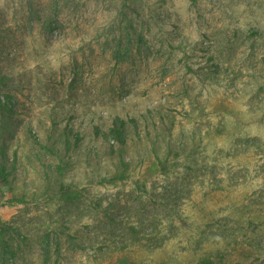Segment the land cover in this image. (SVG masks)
Wrapping results in <instances>:
<instances>
[{"label":"rangeland","instance_id":"374dc122","mask_svg":"<svg viewBox=\"0 0 264 264\" xmlns=\"http://www.w3.org/2000/svg\"><path fill=\"white\" fill-rule=\"evenodd\" d=\"M54 2L0 0L8 264H264V0H56L48 33ZM117 115L112 153L94 129Z\"/></svg>","mask_w":264,"mask_h":264},{"label":"trees","instance_id":"16d2710c","mask_svg":"<svg viewBox=\"0 0 264 264\" xmlns=\"http://www.w3.org/2000/svg\"><path fill=\"white\" fill-rule=\"evenodd\" d=\"M55 8H53L52 13L41 18L42 28L51 33L58 27V8L57 2H54ZM137 52L139 54L146 53L148 50L147 41L145 37L140 34L137 38ZM133 45L129 43L127 47L124 44L117 46L114 51L113 58L116 63H122L132 59L129 55V50H131ZM128 50V52H126ZM8 76L2 71L0 64V185L1 187L11 186L12 180L17 175V157L16 155L11 156L10 146L12 141L17 137L22 128L21 113L18 110L17 102L14 96L8 92ZM133 118L124 117L122 115H117L112 120L108 128L102 129L96 126L94 133L97 138H101L106 143H108L112 148V153L115 152L117 146L124 148L130 138V125L136 124ZM66 142L69 143V138L71 137V130L67 131ZM78 141V133L73 136ZM69 145V144H68ZM122 168L125 170L128 168V163L124 159H121ZM124 179V175L120 177ZM16 228L12 227L6 223L0 222V246L3 251L2 259L0 264H8L9 259L15 258V251L11 244L12 234L16 233ZM49 261V257L47 258ZM205 264H214L209 261H205Z\"/></svg>","mask_w":264,"mask_h":264}]
</instances>
